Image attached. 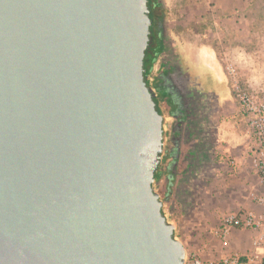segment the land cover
<instances>
[{
	"label": "water",
	"instance_id": "water-1",
	"mask_svg": "<svg viewBox=\"0 0 264 264\" xmlns=\"http://www.w3.org/2000/svg\"><path fill=\"white\" fill-rule=\"evenodd\" d=\"M148 2L0 0V264L185 263L153 187Z\"/></svg>",
	"mask_w": 264,
	"mask_h": 264
},
{
	"label": "rangeland",
	"instance_id": "rangeland-1",
	"mask_svg": "<svg viewBox=\"0 0 264 264\" xmlns=\"http://www.w3.org/2000/svg\"><path fill=\"white\" fill-rule=\"evenodd\" d=\"M191 3L189 2L187 17L181 25L188 26L186 30L193 32L188 39L190 46L193 44L195 53L208 62L210 56L215 54L222 64L225 76L226 65L233 64L245 83L255 91L264 90V0H193V5ZM164 10L165 23H168V15L166 9ZM165 31L168 41L171 42L167 27ZM239 45L244 49L233 51ZM210 73L212 70L205 67L204 76L201 78L206 93L211 90L230 107H237L230 92V83L225 82L219 86L215 84L210 88ZM162 112L164 143L168 147L173 127L170 120L165 119L167 109ZM181 168L178 167V172H175L177 175ZM229 168L225 157H218L215 163L210 160L201 168L198 176L189 175L190 178L185 179L181 175L176 178L167 199L165 179L155 181L153 185L163 199V213L175 225V237L184 243L187 254L198 253L205 259H218L233 253H256L252 233L238 231L236 236L229 238L228 248H223L222 240L216 235L225 216L236 214L244 208L239 203L242 198L239 194L241 181L231 177L233 173ZM243 200L250 204L251 193H247ZM241 242L248 244V247H242ZM253 264H264L263 250Z\"/></svg>",
	"mask_w": 264,
	"mask_h": 264
},
{
	"label": "crops",
	"instance_id": "crops-1",
	"mask_svg": "<svg viewBox=\"0 0 264 264\" xmlns=\"http://www.w3.org/2000/svg\"><path fill=\"white\" fill-rule=\"evenodd\" d=\"M189 2H192L191 4L193 5V0H162L168 15L166 27L168 28V35L171 38V42L169 41L171 51H174V54L182 63L183 67L192 77L197 79L202 87L204 82L201 78L204 76L205 67L207 66L212 70V73H210L211 76H208L210 88L213 85L215 86V84L216 86L225 82L229 84L222 64L216 55L214 54L213 57L210 56L209 62L205 61V59L200 57V54L198 56L195 53L193 44L191 43V46L189 44L190 40L188 36L192 31L186 30L188 26L181 25V22L187 17ZM236 47L233 48V51L244 49L241 45ZM216 92H219V90H216ZM230 92L233 96L231 86ZM208 93L212 97L208 98V110H203L200 127H193L195 133L190 135L188 137L189 139L185 134L184 137H181L178 151V167H182V171L180 170L178 175L176 174V177L179 178L182 175L183 178L188 179L191 175L196 174L198 176L201 168L207 165L210 160L212 163H215L218 161V157H225L228 161L229 169L233 173L231 177L241 181L239 194L242 198L239 203L240 207H244L242 210L262 211V207L253 198L254 196L264 195V184L261 182L252 164L251 140L245 121L240 113L238 103L234 98L237 107L232 108L222 101L220 97H217L216 94H213L211 90ZM164 95L165 97L163 98L162 96L160 99V106L162 110L167 109L168 112L165 119L170 120V124L173 125L175 117L167 106L168 95ZM209 110H211L210 113ZM183 129L186 130V127H183ZM170 160L171 158L167 156V163ZM193 163L198 165L197 170L190 169L189 171V164ZM162 179H164V176ZM247 193H251L252 196L250 204L247 200H243L244 198L246 199ZM238 231L252 233V241L255 239V233L244 230H234L231 236H236ZM253 244L256 252V245L254 242ZM247 245L245 242H241L242 247L246 248L248 247Z\"/></svg>",
	"mask_w": 264,
	"mask_h": 264
},
{
	"label": "built area",
	"instance_id": "built-area-1",
	"mask_svg": "<svg viewBox=\"0 0 264 264\" xmlns=\"http://www.w3.org/2000/svg\"><path fill=\"white\" fill-rule=\"evenodd\" d=\"M158 72L159 62H156L146 77L147 85L154 93H157L155 81ZM225 72L249 133L253 167L264 184V90L255 91L245 83L233 64H227ZM166 149L165 145L160 161L163 169L168 164ZM253 199L262 207V211L241 210L225 216L216 235L222 240L223 248H228L233 230L251 231L255 233V254L233 253L218 259H205L198 253H188L184 264H253L260 251L264 253V195L254 196Z\"/></svg>",
	"mask_w": 264,
	"mask_h": 264
},
{
	"label": "flooded vegetation",
	"instance_id": "flooded-vegetation-1",
	"mask_svg": "<svg viewBox=\"0 0 264 264\" xmlns=\"http://www.w3.org/2000/svg\"><path fill=\"white\" fill-rule=\"evenodd\" d=\"M163 10V9H162ZM160 9L157 6H153L151 9V15L157 16ZM165 13V10L162 11ZM153 25V24H152ZM152 27V26H151ZM165 16L162 28V50L157 63L159 62V72L156 77L155 87H157V103L160 106V99L163 94H167V106L174 114L175 120L172 125V132L175 134V142L180 146L181 136L188 138L193 135V127H200L202 120V113L205 109L208 110V98L209 93H206L204 87L190 75V73L183 67L182 63L177 59L176 55L171 51L170 42L165 35ZM186 127V130L183 129ZM189 139V138H188ZM175 147V143L172 144L170 150L168 151V156L170 151ZM180 148V147H179ZM169 149V148H168ZM178 158V155H177ZM173 158L167 164V169L169 168ZM197 164H189L190 169L197 170ZM186 176V174H185ZM176 173L174 182L176 180ZM183 178V177H182ZM167 186L170 184V178L165 175L164 177ZM186 179V178H185ZM173 182V183H174Z\"/></svg>",
	"mask_w": 264,
	"mask_h": 264
},
{
	"label": "trees",
	"instance_id": "trees-1",
	"mask_svg": "<svg viewBox=\"0 0 264 264\" xmlns=\"http://www.w3.org/2000/svg\"><path fill=\"white\" fill-rule=\"evenodd\" d=\"M148 5H149L150 17H151L153 25H151L152 27H151V34H150V42H149V46L147 48L146 56L144 60L145 77L148 76L149 72L151 71L152 67L154 66V64L156 63L157 59L159 58L161 54V50H162L161 36H162V28H163V22H164V16H165V13L162 12L165 9L162 3V0H149ZM153 6H157V8L160 9V12L157 14V16L151 15V9ZM164 97L165 95L163 94V98ZM156 104H157V109L162 114L163 112L160 110L157 100H156ZM166 150L168 154V151L170 150V148L168 149L167 147ZM178 151H179V144L175 142V147L169 153L171 158H173V161L171 162L169 168L167 169L166 167L165 169H163L159 167L155 175L156 182L160 181L163 178V176L165 177V175L170 178V184L167 186L168 194L166 196V199L168 198V195L172 192V187L174 186L173 178L175 177V172L173 171V169L178 161L177 159Z\"/></svg>",
	"mask_w": 264,
	"mask_h": 264
}]
</instances>
